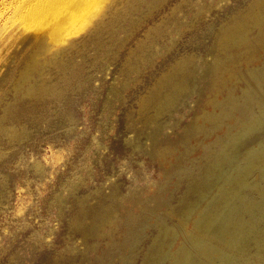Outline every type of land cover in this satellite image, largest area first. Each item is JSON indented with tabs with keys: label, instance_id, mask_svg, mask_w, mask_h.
<instances>
[{
	"label": "rangeland",
	"instance_id": "1",
	"mask_svg": "<svg viewBox=\"0 0 264 264\" xmlns=\"http://www.w3.org/2000/svg\"><path fill=\"white\" fill-rule=\"evenodd\" d=\"M0 1V264H176L235 174H205L230 101L264 106V0H81L38 27ZM257 225L230 264H258Z\"/></svg>",
	"mask_w": 264,
	"mask_h": 264
},
{
	"label": "bare ground",
	"instance_id": "2",
	"mask_svg": "<svg viewBox=\"0 0 264 264\" xmlns=\"http://www.w3.org/2000/svg\"><path fill=\"white\" fill-rule=\"evenodd\" d=\"M80 2L82 1L18 0L17 7L19 13H21L20 15L23 17V26L24 24H45L48 22L51 24L55 20L64 19L63 16L68 15V12H73L71 11L74 9L73 7ZM80 12L82 13V11ZM78 14L79 13H77V15ZM73 15H69V17ZM26 26L27 25H25V28ZM29 26H27V29ZM35 26L33 25V27ZM36 27H38V25ZM256 80L258 83H261L264 80V75H262V79L257 76ZM252 91L254 92V90H250L245 94L243 101L246 103L251 102L252 106L254 104L253 107L246 105L244 108L240 109L239 102H237L238 100L230 101V108L241 111L244 117L239 123L237 122L238 127H235L236 129L233 127L234 130H236L234 134L227 138L226 141H221V143L218 144L220 149L215 152L213 157L211 154L212 166L205 171L207 176L217 175L218 169L224 165L232 169L235 168V174L232 172L226 175L221 172L220 176L223 178L224 183L222 184H224V186L221 187V189L219 187L220 190H218L220 191L218 197L219 202L215 206L210 205L212 210L206 211V213L200 217L199 221H197L193 235V251L182 254L175 262L176 264H230L227 253L229 251L238 253L243 252L246 248L244 244L248 243L251 238H255L259 234L257 223L259 219H262L264 216V143H259L260 146L257 147V150L252 149L247 153L248 157L244 160V166H237V164L235 165L232 161L235 160L233 156L238 153L239 146L243 145V140L246 136L259 129L264 123V106L262 105V98L258 97L256 99L257 95L252 93ZM255 92L257 93L258 91L255 90ZM256 104L258 105L259 114L255 112ZM256 172L261 181L255 182L258 179L254 181V177V183H249V177ZM252 191L256 193L258 197L254 198L253 196L255 194H250ZM216 195H218V193ZM240 210L244 212L241 213ZM257 216H260L258 222H256ZM237 246L242 250H238ZM256 248L258 264H264V238L262 241H256ZM247 264H251V262Z\"/></svg>",
	"mask_w": 264,
	"mask_h": 264
}]
</instances>
